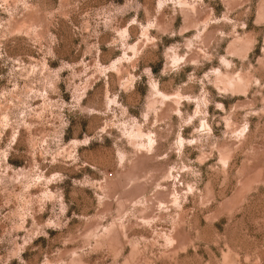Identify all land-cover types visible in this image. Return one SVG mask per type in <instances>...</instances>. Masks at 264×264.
<instances>
[{"label":"rangeland","instance_id":"rangeland-1","mask_svg":"<svg viewBox=\"0 0 264 264\" xmlns=\"http://www.w3.org/2000/svg\"><path fill=\"white\" fill-rule=\"evenodd\" d=\"M0 264H264V0H0Z\"/></svg>","mask_w":264,"mask_h":264}]
</instances>
